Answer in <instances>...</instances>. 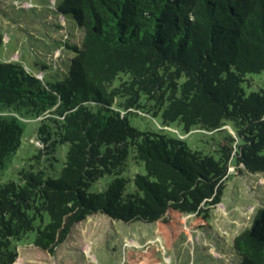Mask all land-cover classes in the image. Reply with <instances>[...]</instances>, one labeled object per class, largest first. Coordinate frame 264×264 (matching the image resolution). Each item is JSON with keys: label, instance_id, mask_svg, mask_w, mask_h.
<instances>
[{"label": "trees", "instance_id": "16d2710c", "mask_svg": "<svg viewBox=\"0 0 264 264\" xmlns=\"http://www.w3.org/2000/svg\"><path fill=\"white\" fill-rule=\"evenodd\" d=\"M56 8L82 31L79 43L66 39L75 53L69 65L47 80L0 59V170L21 147L22 122H39L35 163L0 185V264L16 263L15 243L38 218L34 247L42 251L54 252L94 214L155 223L171 248L185 216L208 225L204 205L221 202L232 166L264 174V88L243 87L248 74L264 72V0H58ZM3 40L0 32V48ZM35 66L44 72L50 64ZM148 115L187 132H221L218 158L131 124ZM65 143L54 178L56 147ZM132 165L146 172L125 177ZM105 175V190L91 192ZM232 247L238 264H264V207ZM158 252L148 246L127 261L162 264Z\"/></svg>", "mask_w": 264, "mask_h": 264}, {"label": "rangeland", "instance_id": "374dc122", "mask_svg": "<svg viewBox=\"0 0 264 264\" xmlns=\"http://www.w3.org/2000/svg\"><path fill=\"white\" fill-rule=\"evenodd\" d=\"M58 0H0V32L4 36L0 48V59L24 64L42 79L69 65L74 51L66 49V39L79 43L82 31L76 21L68 15L56 12ZM36 62L48 63L44 72L36 68ZM60 67L54 70V67ZM57 75V73H55ZM243 87L247 94L264 88V72L246 76ZM131 124L141 130L168 133L184 140L194 150L211 154L218 158L217 149L221 132H206L193 129L190 132L180 122L170 125L163 123L162 117L131 116ZM23 137L21 147L6 159L0 170V185L19 179V171L26 165L35 163L37 149L34 142L38 139L39 122L28 119L22 122ZM69 145L58 144L54 169L50 176L60 175ZM130 162L132 160L130 159ZM136 172L145 173L143 165H132L124 174L132 178ZM111 177L105 175L94 182L91 192H102ZM133 183L128 184V191ZM208 208V225L197 228L192 225L196 216L183 218L184 232L171 248H165L162 239L156 234V224L143 221L125 223L114 220L104 214H94L77 224L69 238L60 244L54 252L42 251L34 247L38 227H43L37 219L36 229L23 239L16 241L19 246V258L15 264H129L131 252L142 251L148 246L157 247L156 258L162 264H238L233 251L235 237L250 228L258 210L264 207V174L236 172L230 168V177L226 182L221 202L215 205L205 204ZM44 222H49L46 214Z\"/></svg>", "mask_w": 264, "mask_h": 264}]
</instances>
